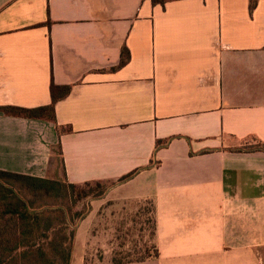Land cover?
<instances>
[{
	"label": "crops",
	"instance_id": "1",
	"mask_svg": "<svg viewBox=\"0 0 264 264\" xmlns=\"http://www.w3.org/2000/svg\"><path fill=\"white\" fill-rule=\"evenodd\" d=\"M53 84L71 87L56 122L4 111L52 104ZM259 142L264 0H0V171L114 183L72 264L110 207L144 203L159 256L94 264H264Z\"/></svg>",
	"mask_w": 264,
	"mask_h": 264
},
{
	"label": "trees",
	"instance_id": "2",
	"mask_svg": "<svg viewBox=\"0 0 264 264\" xmlns=\"http://www.w3.org/2000/svg\"><path fill=\"white\" fill-rule=\"evenodd\" d=\"M168 1L171 0H152L162 5ZM259 2L250 0L251 11ZM129 59V52L124 48L120 67ZM70 93L71 87L53 84L52 104L35 109L4 108V111L12 116L56 122V104ZM160 144L158 141V146ZM257 148L264 150V143L259 142ZM104 183L107 182L75 185L66 179L0 171V264H72L77 226L85 217L84 211H76L75 207L89 197L103 196L106 193L102 189ZM153 256H159L156 247ZM147 258L150 257L139 260Z\"/></svg>",
	"mask_w": 264,
	"mask_h": 264
},
{
	"label": "rangeland",
	"instance_id": "3",
	"mask_svg": "<svg viewBox=\"0 0 264 264\" xmlns=\"http://www.w3.org/2000/svg\"><path fill=\"white\" fill-rule=\"evenodd\" d=\"M112 186L104 183L102 189L107 192ZM91 199L93 197L80 202L75 210H83L86 215L90 210ZM87 224L88 220L83 226ZM93 235L87 248V264L124 263L152 257L155 254L152 204H135L128 211L118 206L110 207L96 223Z\"/></svg>",
	"mask_w": 264,
	"mask_h": 264
}]
</instances>
